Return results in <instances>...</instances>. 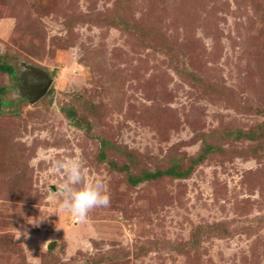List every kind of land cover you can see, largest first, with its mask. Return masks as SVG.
<instances>
[{
	"label": "rangeland",
	"instance_id": "374dc122",
	"mask_svg": "<svg viewBox=\"0 0 264 264\" xmlns=\"http://www.w3.org/2000/svg\"><path fill=\"white\" fill-rule=\"evenodd\" d=\"M0 65V264H264V0H0Z\"/></svg>",
	"mask_w": 264,
	"mask_h": 264
},
{
	"label": "clouds",
	"instance_id": "9594fccd",
	"mask_svg": "<svg viewBox=\"0 0 264 264\" xmlns=\"http://www.w3.org/2000/svg\"><path fill=\"white\" fill-rule=\"evenodd\" d=\"M51 168L54 174L64 178L55 189L60 211H68L82 222L87 219L90 210L109 206L110 197L103 181L96 179L86 182L84 164L79 158L53 159ZM17 233L19 236L22 234Z\"/></svg>",
	"mask_w": 264,
	"mask_h": 264
},
{
	"label": "water",
	"instance_id": "95a60500",
	"mask_svg": "<svg viewBox=\"0 0 264 264\" xmlns=\"http://www.w3.org/2000/svg\"><path fill=\"white\" fill-rule=\"evenodd\" d=\"M34 79L36 80L35 88L33 87L34 85L31 82L30 88L27 89V95H32V99L37 100L45 94V92L50 86L51 80L48 79L47 76L44 74L35 75Z\"/></svg>",
	"mask_w": 264,
	"mask_h": 264
},
{
	"label": "trees",
	"instance_id": "16d2710c",
	"mask_svg": "<svg viewBox=\"0 0 264 264\" xmlns=\"http://www.w3.org/2000/svg\"><path fill=\"white\" fill-rule=\"evenodd\" d=\"M0 71L1 72H5V73H7L8 75H10V76H13L15 73L12 71V69L10 68V67H8V66H6V65H0ZM69 117V116H68ZM71 117L72 116H70L69 118L71 119ZM162 175V174H164V172H159V173H156V174H143L142 175V177H136V178H133V179H131L130 180V183L131 184H133V185H135V184H137L138 182H140V181H143V180H148V179H150V178H152V177H156V176H158V175Z\"/></svg>",
	"mask_w": 264,
	"mask_h": 264
}]
</instances>
